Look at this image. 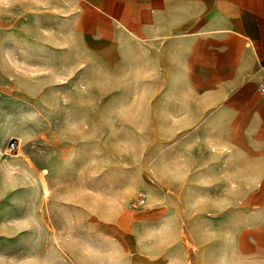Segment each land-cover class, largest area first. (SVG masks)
<instances>
[{
	"label": "rangeland",
	"instance_id": "1",
	"mask_svg": "<svg viewBox=\"0 0 264 264\" xmlns=\"http://www.w3.org/2000/svg\"><path fill=\"white\" fill-rule=\"evenodd\" d=\"M62 1L0 0V264H249L254 183L209 70Z\"/></svg>",
	"mask_w": 264,
	"mask_h": 264
},
{
	"label": "crops",
	"instance_id": "2",
	"mask_svg": "<svg viewBox=\"0 0 264 264\" xmlns=\"http://www.w3.org/2000/svg\"><path fill=\"white\" fill-rule=\"evenodd\" d=\"M61 5L73 22H95L97 39L111 40L118 31L133 40L158 39L173 69L209 70V119H223L222 141L236 143L239 165L249 167L247 180L254 183L246 196L239 256L264 264V99L257 91L264 64V0H63Z\"/></svg>",
	"mask_w": 264,
	"mask_h": 264
},
{
	"label": "built area",
	"instance_id": "3",
	"mask_svg": "<svg viewBox=\"0 0 264 264\" xmlns=\"http://www.w3.org/2000/svg\"><path fill=\"white\" fill-rule=\"evenodd\" d=\"M257 91L259 95L264 99V64L260 68V77L257 83ZM18 149L17 139H13L8 145V152H14Z\"/></svg>",
	"mask_w": 264,
	"mask_h": 264
},
{
	"label": "bare ground",
	"instance_id": "4",
	"mask_svg": "<svg viewBox=\"0 0 264 264\" xmlns=\"http://www.w3.org/2000/svg\"><path fill=\"white\" fill-rule=\"evenodd\" d=\"M41 180H42V186H43L44 193L46 194L47 191H48V187H47V184L45 182V179H44L43 175L41 176Z\"/></svg>",
	"mask_w": 264,
	"mask_h": 264
}]
</instances>
